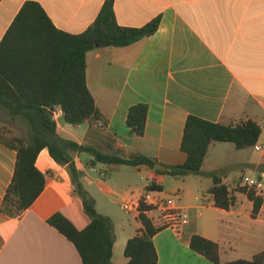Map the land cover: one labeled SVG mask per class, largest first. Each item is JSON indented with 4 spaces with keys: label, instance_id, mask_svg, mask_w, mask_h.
I'll return each mask as SVG.
<instances>
[{
    "label": "crops",
    "instance_id": "0c3cea01",
    "mask_svg": "<svg viewBox=\"0 0 264 264\" xmlns=\"http://www.w3.org/2000/svg\"><path fill=\"white\" fill-rule=\"evenodd\" d=\"M28 1L38 3L53 26L68 34L87 30L105 2L1 0L0 43ZM113 12L123 27L140 28L158 16L160 23L152 36L131 46H98L87 53L86 83L102 118L71 126L65 123L60 108L54 107L56 135L103 154H142L167 169L186 160L180 144L189 115L225 124L250 119L261 129L257 145L262 150L218 146L220 155L210 157V145L201 170L215 173L229 190L242 186L247 174L249 179L255 173L264 177V0H113ZM138 103L148 106L141 137L126 125L128 109ZM0 114H10L2 104ZM10 129L30 142L24 134ZM84 153L70 154L78 174H84L91 185L101 181L107 187L102 179L110 175L118 182L130 181L131 171L123 167L132 168L144 181L142 188L129 183L130 189L123 196L111 192L113 204L120 208L122 199L137 200L150 184L160 197L166 196L169 175L144 165L92 166L88 153L90 158L82 162ZM15 161V151L0 143V204ZM35 165L46 177L43 192L16 218L0 212V264H81L72 243L47 223L53 214L60 213L78 230L89 224L83 204L74 194L70 172L66 165L54 161L47 149L40 151ZM182 181L176 187L181 194L174 203L186 213L187 222L153 236L157 264H213L190 249L193 235L216 242L221 263L250 260L264 251V202L257 218L252 219V202L245 194L234 192L235 206L226 211L213 206L207 192L212 186L209 177L187 176ZM262 188L257 194L264 198ZM93 203L96 212L112 222L110 264H126L124 247L141 229L140 222L128 213L132 222L115 220L110 213L98 210L96 200Z\"/></svg>",
    "mask_w": 264,
    "mask_h": 264
},
{
    "label": "trees",
    "instance_id": "16d2710c",
    "mask_svg": "<svg viewBox=\"0 0 264 264\" xmlns=\"http://www.w3.org/2000/svg\"><path fill=\"white\" fill-rule=\"evenodd\" d=\"M1 1V0H0ZM160 17L140 28L120 26L113 12V0H105L94 22L80 34H68L57 30L44 10L36 2L28 1L21 7L12 25L0 43V104L12 115L22 117L31 130V140L0 126V143L14 150L16 161L13 175L0 204V212L16 218L29 208L43 192L45 174L36 167L41 150L60 165H66L74 188L78 172L70 153H88L90 164L140 165L154 169L156 160L138 153L126 156L103 154L97 149L78 145L71 140L59 138L51 107H59L65 123L76 126L84 121L96 123L102 114L86 83V56L96 45L125 48L152 36L158 29ZM148 106L138 103L128 109L126 125L138 137L144 135ZM261 129L248 119L235 123H212L189 115L185 121L180 150L186 154L181 165L167 166L165 173L176 179L187 176H206L212 181L208 193L214 207L230 210L235 206L234 192L246 195L252 202L251 218H257L264 198L253 187L238 185L229 190L215 173L202 172V165L212 143H231L236 150L257 145ZM146 189H155L147 185ZM89 224L78 230L60 213L53 214L47 223L64 236L76 249L81 264H110L114 235L112 222L98 214L93 201L80 193ZM93 204H92V203ZM150 207L140 204L137 217L141 229L130 238L123 251L126 264H157V253L152 238L165 229L156 227L144 214ZM190 249L213 264H264V251L250 260L238 259L221 263L216 242L200 235H193Z\"/></svg>",
    "mask_w": 264,
    "mask_h": 264
},
{
    "label": "rangeland",
    "instance_id": "374dc122",
    "mask_svg": "<svg viewBox=\"0 0 264 264\" xmlns=\"http://www.w3.org/2000/svg\"><path fill=\"white\" fill-rule=\"evenodd\" d=\"M0 126L7 128L10 131H12L10 129L12 128L14 131L24 134L28 139L31 140V135H32L31 130L29 128L28 123L22 117L12 116L11 114H0ZM218 146H223L222 149H228L233 145L231 143H212L210 157H217L220 155V153H218L217 151L219 148ZM89 158L90 156L86 153L81 155V160L83 163H85V161L88 160ZM99 166L101 167L102 164H99ZM123 169L131 171L130 181L126 180L125 182H118L115 181L113 175H110L109 177L102 179V182H104L107 185V187H104L101 181L92 182L91 185L87 181V178L84 176V174H78L75 182L77 185H79V190L77 188L76 189L74 188L73 190L74 194L77 197H79V199L82 202V198L80 197L79 192L85 193L86 196L90 199V201L96 200L99 211L110 213L115 220H121V221L123 220L126 222L130 220V222H132L130 215H128L123 210H121V208L118 205L113 204L115 198L109 195L111 194L112 191H115L117 194L123 196L130 189L128 187L129 183H134V185L142 188L144 181L140 180L139 178L140 176L135 171H133L132 168L123 167ZM89 175L94 179L98 178L96 174L90 173ZM251 176L253 177L254 180L260 181L262 186H264V177H260L259 173L252 174ZM249 177L250 174L249 175L247 174L246 178L248 179ZM167 178H168L167 179L168 182L164 186V192H165L164 194L166 195L165 197H171L172 199L175 200L177 196L181 194V190L177 189L176 187L178 186V184H183L184 181H182V179H176L172 176H168ZM186 182H187L186 184H189L190 181H186ZM253 232H256V226L253 227Z\"/></svg>",
    "mask_w": 264,
    "mask_h": 264
},
{
    "label": "built area",
    "instance_id": "2783aa9c",
    "mask_svg": "<svg viewBox=\"0 0 264 264\" xmlns=\"http://www.w3.org/2000/svg\"><path fill=\"white\" fill-rule=\"evenodd\" d=\"M253 148L256 151L262 150L258 145H255ZM242 184L247 187H253L257 191L262 187L260 181L247 179L246 177L242 179ZM141 203L150 207L144 214L156 227L178 229L187 222L186 213L175 206L174 199L171 197H160L155 189H147L145 193L135 201L127 198L122 199L121 209L128 214H134L138 217Z\"/></svg>",
    "mask_w": 264,
    "mask_h": 264
},
{
    "label": "water",
    "instance_id": "95a60500",
    "mask_svg": "<svg viewBox=\"0 0 264 264\" xmlns=\"http://www.w3.org/2000/svg\"><path fill=\"white\" fill-rule=\"evenodd\" d=\"M98 46H99V45H96V47H98ZM50 111H51V112L53 111V107L50 108ZM154 170H159V171L167 170V171H169L170 169H165V168H163V166H161L160 164H156V165L154 166Z\"/></svg>",
    "mask_w": 264,
    "mask_h": 264
}]
</instances>
